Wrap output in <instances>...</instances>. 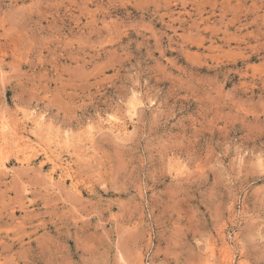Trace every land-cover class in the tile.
<instances>
[{
    "label": "rangeland",
    "instance_id": "1",
    "mask_svg": "<svg viewBox=\"0 0 264 264\" xmlns=\"http://www.w3.org/2000/svg\"><path fill=\"white\" fill-rule=\"evenodd\" d=\"M0 121V264H264V0H0Z\"/></svg>",
    "mask_w": 264,
    "mask_h": 264
},
{
    "label": "bare ground",
    "instance_id": "2",
    "mask_svg": "<svg viewBox=\"0 0 264 264\" xmlns=\"http://www.w3.org/2000/svg\"><path fill=\"white\" fill-rule=\"evenodd\" d=\"M133 111H134V109H133ZM109 115V114H108ZM112 116V115H111ZM40 117V116H39ZM2 118V117H1ZM41 118V117H40ZM124 118V117H123ZM7 119V118H6ZM13 119V118H12ZM8 121V120H7ZM40 121L41 120H36V122H35V124L37 123L38 124V122L40 123ZM113 121V120H112ZM0 122H2V121H0ZM15 123V122H14ZM3 125L1 126V129H0V131H1V133H0V135H1V139H2V141L4 142L5 141V139H7V136H6V134H5V125H4V122L2 123ZM7 124V123H6ZM22 124V123H21ZM27 124V123H26ZM114 124V123H113ZM88 125V124H87ZM95 125V124H94ZM118 125V124H117ZM92 126V125H91ZM13 127V126H12ZM99 127V126H98ZM15 129V128H14ZM14 129L12 128V129H10V130H12L10 133H8V134H11L10 136H11V138H12V136H14L15 138H16V146L18 147V148H20V149H24V148H27L28 146H27V144H26V142H24V140H21L22 139V137L20 136V137H18V136H16L17 135V133L18 132H15L14 131ZM122 130V128L120 127V126H117L116 127V130ZM16 130V129H15ZM39 132V131H38ZM5 134V135H4ZM13 134V135H12ZM33 134V133H32ZM35 136V135H34ZM54 137V136H53ZM0 139V140H1ZM31 142V141H30ZM5 143H7V142H5ZM21 147H23V148H21ZM74 148V147H73ZM19 149V150H20ZM83 149V148H82ZM1 150V149H0ZM20 151H22V150H20ZM39 151V150H38ZM44 151V150H43ZM23 156H25V155H23ZM22 160L24 161V162H28V157L26 156L25 158H22ZM59 160H57V159H55V158H53V166L54 167H57V166H59V167H61V165H60V162H58ZM180 165V164H179ZM4 166H5V164L3 163V161L2 162H0V169H4ZM64 169H65V167H64ZM65 175V174H64ZM51 176V175H50ZM225 248V247H224ZM230 259V258H229Z\"/></svg>",
    "mask_w": 264,
    "mask_h": 264
},
{
    "label": "snow or ice",
    "instance_id": "3",
    "mask_svg": "<svg viewBox=\"0 0 264 264\" xmlns=\"http://www.w3.org/2000/svg\"><path fill=\"white\" fill-rule=\"evenodd\" d=\"M259 166L264 169V155L261 156V159L259 160Z\"/></svg>",
    "mask_w": 264,
    "mask_h": 264
}]
</instances>
